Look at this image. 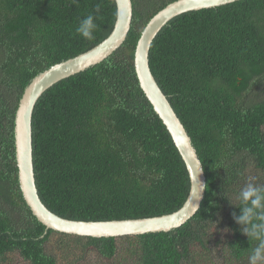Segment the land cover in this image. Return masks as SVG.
Wrapping results in <instances>:
<instances>
[{
    "label": "trees",
    "instance_id": "16d2710c",
    "mask_svg": "<svg viewBox=\"0 0 264 264\" xmlns=\"http://www.w3.org/2000/svg\"><path fill=\"white\" fill-rule=\"evenodd\" d=\"M175 1L132 0L123 45L38 100L34 175L55 215L136 220L171 214L186 201V165L134 66L142 31ZM89 14L97 17L90 40L76 32ZM116 17L115 0H0V264H250L259 241L244 229L264 230V208L247 224L237 218L251 206L241 196L249 185L264 195V0L177 16L150 49L151 72L206 175L192 219L167 233L81 237L48 230L25 203L14 144L23 92L42 72L103 42Z\"/></svg>",
    "mask_w": 264,
    "mask_h": 264
},
{
    "label": "water",
    "instance_id": "95a60500",
    "mask_svg": "<svg viewBox=\"0 0 264 264\" xmlns=\"http://www.w3.org/2000/svg\"><path fill=\"white\" fill-rule=\"evenodd\" d=\"M239 0H177L159 11L146 25L138 40L134 66L146 98L170 133L189 174L190 191L183 206L160 217L107 222H82L61 218L43 204L37 190L32 148V116L41 96L58 82L94 67L125 42L132 23V0H115L117 17L111 34L99 45L75 58L52 66L32 79L19 101L15 117L14 144L18 182L32 214L48 230L92 238H118L151 233H167L192 219L201 207L206 189V175L184 125L157 84L149 65L151 46L159 32L184 13L218 8Z\"/></svg>",
    "mask_w": 264,
    "mask_h": 264
},
{
    "label": "clouds",
    "instance_id": "9594fccd",
    "mask_svg": "<svg viewBox=\"0 0 264 264\" xmlns=\"http://www.w3.org/2000/svg\"><path fill=\"white\" fill-rule=\"evenodd\" d=\"M96 11L97 13L99 12V7H97ZM96 19L97 17L92 14L87 15L80 20L76 32L85 39H93L94 31L97 28ZM241 196L244 201H250L251 206L243 209V214L237 218V221L241 224H247L251 220L255 209L264 208V195L261 194V189L249 185L241 193ZM244 233L250 238H256L259 241L249 256L250 264H259V262L264 261V230L258 231L257 226L253 225L251 229L245 228Z\"/></svg>",
    "mask_w": 264,
    "mask_h": 264
},
{
    "label": "rangeland",
    "instance_id": "374dc122",
    "mask_svg": "<svg viewBox=\"0 0 264 264\" xmlns=\"http://www.w3.org/2000/svg\"><path fill=\"white\" fill-rule=\"evenodd\" d=\"M17 264H22V263L18 261Z\"/></svg>",
    "mask_w": 264,
    "mask_h": 264
}]
</instances>
